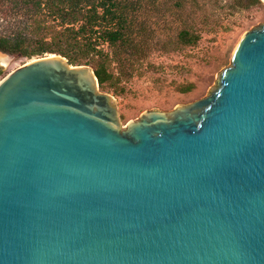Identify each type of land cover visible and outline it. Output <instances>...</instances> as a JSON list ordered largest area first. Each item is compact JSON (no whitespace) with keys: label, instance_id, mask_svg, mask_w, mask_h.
<instances>
[{"label":"water","instance_id":"95a60500","mask_svg":"<svg viewBox=\"0 0 264 264\" xmlns=\"http://www.w3.org/2000/svg\"><path fill=\"white\" fill-rule=\"evenodd\" d=\"M0 264H264V22L204 97L125 125L92 65L1 79Z\"/></svg>","mask_w":264,"mask_h":264},{"label":"trees","instance_id":"16d2710c","mask_svg":"<svg viewBox=\"0 0 264 264\" xmlns=\"http://www.w3.org/2000/svg\"><path fill=\"white\" fill-rule=\"evenodd\" d=\"M141 1L0 0L4 9L0 15V51L29 58L56 53L72 65H92L101 89L113 88L120 94L119 86L136 69V59L148 56L151 45L163 48L165 44L163 39L155 40L161 25L153 22L157 30L147 18L140 17ZM151 1L157 16L159 4ZM172 1L184 11L189 4L199 8L197 0ZM262 4V0H233L230 6L239 10ZM182 18L176 41L181 47L196 45L202 27L214 20L207 11H189ZM189 90L191 86L185 88Z\"/></svg>","mask_w":264,"mask_h":264},{"label":"rangeland","instance_id":"374dc122","mask_svg":"<svg viewBox=\"0 0 264 264\" xmlns=\"http://www.w3.org/2000/svg\"><path fill=\"white\" fill-rule=\"evenodd\" d=\"M197 1L199 8L189 4L184 11L175 7L172 0H157L160 11L157 16L153 12V1H141L140 17L147 18L157 30L158 25L153 22L161 25L155 40L163 39L165 44L163 48L151 45L148 56L136 59V69L119 86L120 94L113 88L103 90L118 100L124 125L147 109L171 110L179 103L204 97L215 84L217 74L229 65L244 32L264 22V0L258 7L239 10L231 8L233 0ZM3 11L0 7V15ZM189 11H207L214 20L202 27V37L196 45L181 47L176 42L177 31L183 25V15ZM48 54L29 58L0 51V80L29 61ZM189 86L191 90L185 91Z\"/></svg>","mask_w":264,"mask_h":264}]
</instances>
